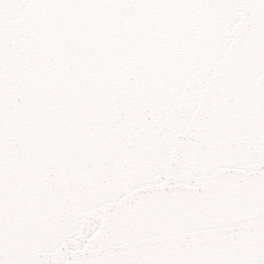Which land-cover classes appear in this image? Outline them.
<instances>
[{"label": "snow or ice", "instance_id": "obj_1", "mask_svg": "<svg viewBox=\"0 0 264 264\" xmlns=\"http://www.w3.org/2000/svg\"><path fill=\"white\" fill-rule=\"evenodd\" d=\"M0 264H264V0H0Z\"/></svg>", "mask_w": 264, "mask_h": 264}]
</instances>
